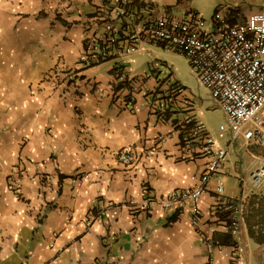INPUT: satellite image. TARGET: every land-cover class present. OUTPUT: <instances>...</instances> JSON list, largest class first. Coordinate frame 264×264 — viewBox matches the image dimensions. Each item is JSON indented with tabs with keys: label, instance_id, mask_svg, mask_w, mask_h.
I'll use <instances>...</instances> for the list:
<instances>
[{
	"label": "crops",
	"instance_id": "0c3cea01",
	"mask_svg": "<svg viewBox=\"0 0 264 264\" xmlns=\"http://www.w3.org/2000/svg\"><path fill=\"white\" fill-rule=\"evenodd\" d=\"M207 1L206 16L195 0H136L135 10L144 15L192 9L205 19L219 10L225 22H239L264 9L263 0ZM116 5L0 0V264H223L231 253L232 241L222 231L207 243L198 240L197 230L207 232L215 221L209 208L216 179L223 197L235 200L242 187L238 176L250 186L247 172L264 159V147L246 152L238 140L227 144L221 171L199 197L194 227L189 202L179 208L146 204L143 190L156 199L196 184L207 157L197 154V143L182 144L178 124L190 107L201 122L199 98L190 105L188 92L173 99L160 93L162 99L148 102L162 87L152 74L138 79L141 90L127 105L124 85L115 78L123 67L136 79L159 62L168 65L154 57L144 69L130 67L131 54H151L155 46L144 43L131 54L77 69L69 84L47 75L58 63L79 67L84 39L102 32L105 9ZM124 150L133 156L128 163L118 159ZM77 175L85 176L73 182ZM13 181L16 191L9 187ZM253 195L264 197V180L246 199L238 264L264 262V237L257 242L247 231L246 205ZM101 207V217H90Z\"/></svg>",
	"mask_w": 264,
	"mask_h": 264
},
{
	"label": "built area",
	"instance_id": "2783aa9c",
	"mask_svg": "<svg viewBox=\"0 0 264 264\" xmlns=\"http://www.w3.org/2000/svg\"><path fill=\"white\" fill-rule=\"evenodd\" d=\"M135 6L136 0H117L115 7L105 9L101 19L102 32L84 39L83 50L76 60L79 67L58 63L47 75L57 84H69L77 77V69L93 67L113 56L131 54L144 43L175 51L187 58L197 87H201L220 108L223 122L211 134L195 119L194 109L190 107L178 124L183 130L180 141L184 146L193 142L198 144L197 154L207 157L205 167L193 187L175 189L156 199L148 189H144L143 201L149 204L155 200L162 208H179L189 202L191 224L197 227L201 215L199 197L205 191L209 178L221 171L227 144L238 140L246 152L250 146L264 147V9L250 11L243 21L225 22L219 10L205 19L192 9L181 14L161 11L139 15ZM152 74L162 81V87L153 91L148 102L162 97L173 99L179 95L183 98L188 92L186 102L194 105L197 97L194 91L174 78L169 67L162 63H157L136 79L129 77L124 67L116 71V81L123 84L127 92V105H132L134 94L141 90L138 79L152 77ZM93 92L100 93V88L93 87ZM160 93H163L162 97ZM222 139L227 142L219 143ZM118 159L128 163L133 156L124 150L118 153ZM84 176H75L73 182ZM238 178L242 187L235 200L223 197V183L216 179L212 191L214 199L209 208L210 214L216 216L215 221L207 227V232L197 230L198 240L207 243L217 231L230 237L231 253L223 264H238V239L244 207L248 195L256 191L264 180V159L247 172L250 186L243 177ZM9 187L16 191L18 184L13 181ZM103 211L101 207L90 217H101ZM220 212H224V216L219 217ZM205 264H210L209 260Z\"/></svg>",
	"mask_w": 264,
	"mask_h": 264
},
{
	"label": "rangeland",
	"instance_id": "374dc122",
	"mask_svg": "<svg viewBox=\"0 0 264 264\" xmlns=\"http://www.w3.org/2000/svg\"><path fill=\"white\" fill-rule=\"evenodd\" d=\"M195 3L202 15L206 16L210 12V3L207 0H195ZM154 57L167 63L171 67L169 69L172 76L194 91L200 100L201 113L199 119L209 133H215L218 125L223 122L222 112L215 102L205 95V91L201 87H197V81L184 55L172 50H162V48L153 47L151 54L143 51L131 54L129 56L130 67L136 71L144 69L147 67L146 62ZM252 264H256V262ZM260 264H264V262Z\"/></svg>",
	"mask_w": 264,
	"mask_h": 264
},
{
	"label": "trees",
	"instance_id": "16d2710c",
	"mask_svg": "<svg viewBox=\"0 0 264 264\" xmlns=\"http://www.w3.org/2000/svg\"><path fill=\"white\" fill-rule=\"evenodd\" d=\"M257 200V201H256ZM256 202V207H254V203ZM246 224L247 231L250 237H252L255 241L261 242L264 237V197L260 198L257 196H252V199L246 205ZM219 217L224 216V212H220ZM256 227V236L254 235L255 231L252 229V226ZM216 234V233H214ZM224 234V233H223ZM224 236L227 237L226 234ZM222 242L227 243L228 241L223 240Z\"/></svg>",
	"mask_w": 264,
	"mask_h": 264
}]
</instances>
